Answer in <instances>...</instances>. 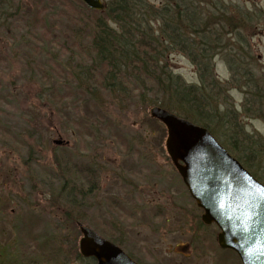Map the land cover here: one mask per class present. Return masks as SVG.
I'll list each match as a JSON object with an SVG mask.
<instances>
[{
    "label": "rangeland",
    "instance_id": "374dc122",
    "mask_svg": "<svg viewBox=\"0 0 264 264\" xmlns=\"http://www.w3.org/2000/svg\"><path fill=\"white\" fill-rule=\"evenodd\" d=\"M150 1L160 4L159 0ZM210 1L211 5L206 1L198 3L200 16L206 21L215 18L222 26H234H225L227 34L217 33L209 40L213 51L212 81L221 88H213L214 93L203 89L215 109L214 119L204 124L221 145L228 146L233 156L244 159L264 182V59L257 60L258 55L264 57V0ZM23 3L31 5L28 0ZM238 20L243 22L241 26L234 23ZM53 28V40L40 56L23 47L19 40L0 39V98H5L4 103L0 102V264H33L21 240V227L26 221L38 222L40 244L52 252L53 264H92L79 257L75 248L80 239L77 223L103 232L97 219L107 217L108 209L112 214L116 211L108 205L117 188L115 178L131 181L129 177H136L138 170L144 178L143 188L147 189L145 208H196L170 166L165 151L166 131L149 116L152 107H147L148 96L143 100L126 94L105 97L96 90L92 91L93 96L85 92L89 101L81 100V85L90 83L77 78L75 64L86 50L88 38L70 34L62 26ZM228 51H233L232 55L239 53V57L227 55ZM251 51L252 65L248 61ZM244 61L245 67L240 66ZM168 65L185 83L200 82L198 68L183 54H172ZM104 118L111 120L119 138L111 136L112 132L108 137L101 132L98 125L104 123ZM79 119L91 124L93 138H78L74 123ZM3 130L9 135L4 137ZM232 136L238 138V149L230 145ZM57 140L62 141L60 146L53 144ZM66 155L75 169L83 162L84 169L92 170L95 157L98 159V190L94 194L77 195L80 183L68 179L70 175L61 162ZM65 177L67 184L63 186ZM158 179L162 194L157 195L155 189H150ZM137 217L134 222H139ZM110 218L109 215L107 219ZM127 236L126 246L136 255L145 251L156 264L180 261L181 257L176 256L175 262H166L160 254V232L149 226L141 230L133 224ZM209 260L216 258L205 254L199 261ZM187 261L185 264L194 262L193 258Z\"/></svg>",
    "mask_w": 264,
    "mask_h": 264
},
{
    "label": "trees",
    "instance_id": "16d2710c",
    "mask_svg": "<svg viewBox=\"0 0 264 264\" xmlns=\"http://www.w3.org/2000/svg\"><path fill=\"white\" fill-rule=\"evenodd\" d=\"M28 1L30 7L23 0H0V39L19 40L23 47L40 56L53 40L50 31L53 26H62L70 34L86 36V50L79 54L75 68L78 70L77 78L84 83L89 81L91 86L81 85V100L89 101L85 92L93 96L92 91L94 93L96 90L105 97L126 94L143 100L147 95L148 108L160 106L210 131L204 121L214 119L215 109L210 106L203 89L214 93L213 88H221V85L212 81L210 58L213 51L209 40L215 38L217 33L227 34L225 26H234L232 23L222 26L215 18L206 21L200 16L198 3L206 1L211 5L210 0H159V5L150 0H107L103 2L102 12L87 8L79 0ZM221 13L225 16L224 12ZM234 23L241 26L243 22L238 20ZM232 31L236 35V31ZM175 52L186 56L198 68L200 82L197 85L185 83L172 72L168 61ZM232 52L226 54L239 57V53L232 55ZM240 54L244 59V53ZM246 62L239 64L245 67ZM247 85L251 86L249 83ZM214 96L218 98L219 94L215 93ZM0 102L4 103L5 98H0ZM256 104L254 106H258ZM104 119V123L98 125L101 132L107 137L112 132L111 136L119 138L111 120ZM74 125L79 139L93 138L91 124L79 119ZM1 133L4 137L9 135L5 130ZM231 138L230 145L238 149L240 143L235 140L237 137ZM226 150L229 151V147ZM235 159L260 180L244 159L245 162L238 156ZM60 160L59 156L57 162ZM61 162L70 175L68 179L74 184L82 180L85 186L89 175L84 173L79 177L78 167L70 166L67 155L65 158L62 156ZM108 205L114 207L110 200ZM37 224L36 221H26L22 225L23 250L31 254L27 257L33 264H53L54 259L50 257L52 252L40 244ZM75 248L78 250L77 246Z\"/></svg>",
    "mask_w": 264,
    "mask_h": 264
},
{
    "label": "water",
    "instance_id": "95a60500",
    "mask_svg": "<svg viewBox=\"0 0 264 264\" xmlns=\"http://www.w3.org/2000/svg\"><path fill=\"white\" fill-rule=\"evenodd\" d=\"M101 11V0H79ZM149 116L166 130L165 150L202 221L219 229L217 242L242 264H264V186L230 156L207 129L159 107ZM60 146L62 141L53 142ZM79 225V224H78ZM79 254L96 264H136L116 245L89 227L78 226Z\"/></svg>",
    "mask_w": 264,
    "mask_h": 264
},
{
    "label": "flooded vegetation",
    "instance_id": "af4514ba",
    "mask_svg": "<svg viewBox=\"0 0 264 264\" xmlns=\"http://www.w3.org/2000/svg\"><path fill=\"white\" fill-rule=\"evenodd\" d=\"M251 53L248 55L250 65L253 64L254 60L253 53ZM263 59L264 57H261L260 55L257 56L258 61ZM67 144L68 143H65L64 146H67ZM225 149H228V146H225ZM96 161H98V159L95 157L94 164L91 167L92 170L87 168L84 169V166L82 165L83 162L78 166L77 170L79 177H81V175L83 176L84 173L89 176H87L85 186L82 180L80 185L77 186V195H92L98 190L96 179H99V171L98 164L95 163ZM169 163L171 168H173L170 160ZM173 169L176 177L182 182L175 168ZM90 171H92V175H90ZM137 173L138 175H134L136 177H129V180L131 181H128V179H124L121 176L115 178V180H117L115 183L117 188L114 189L113 197H110V200L116 211H113L112 214L108 212V209V211H106L108 213L107 217L103 216V219L98 217L97 225L101 227L103 232L96 227L89 226L90 228L96 231L101 237L109 240L112 244H115L122 249L137 264L156 263L147 256L145 251H141L139 253L141 255H136L128 248V246H126V240L129 239L127 234L133 224L136 227H140L141 230L149 226V229L154 230V232L156 231L158 234L160 232V254H163L166 262H175L174 257L180 256V261L177 264L188 263L189 261L187 260H190L191 258H193L194 261L191 262L192 264H233V262L235 264H242L241 260L233 251L223 249L219 246L217 242V237L220 232L219 229L214 224H205L202 221L203 211L199 208H178V211L169 210L164 206H158L154 209L145 208L147 205V198H145L147 195V189L143 188L141 181H143L144 178L140 176L141 173L139 170L135 174ZM159 175L160 173L158 176ZM66 179L67 177L64 179V184H67ZM153 183L154 184L150 190L155 189L157 195L158 193L162 194V191L158 189L160 188L159 179ZM109 215L112 216V218L108 220L107 218ZM137 216H139V222H134L136 221V218H138ZM148 216L150 217V221H148ZM124 221L127 222V224ZM162 230L165 231L162 232ZM176 250H178L177 252L179 253H177ZM190 250L192 253L189 252ZM205 254L215 257L216 260L199 261L205 257Z\"/></svg>",
    "mask_w": 264,
    "mask_h": 264
}]
</instances>
